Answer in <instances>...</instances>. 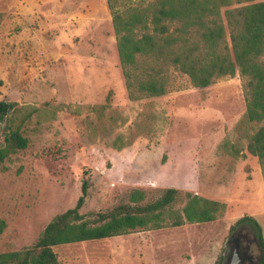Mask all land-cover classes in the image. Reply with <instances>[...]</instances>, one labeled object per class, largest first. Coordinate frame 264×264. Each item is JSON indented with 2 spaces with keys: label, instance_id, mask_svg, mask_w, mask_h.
Instances as JSON below:
<instances>
[{
  "label": "rangeland",
  "instance_id": "374dc122",
  "mask_svg": "<svg viewBox=\"0 0 264 264\" xmlns=\"http://www.w3.org/2000/svg\"><path fill=\"white\" fill-rule=\"evenodd\" d=\"M0 13V102L11 106L0 148L16 127L28 141L0 162V253L31 246L75 206L83 180L82 214L126 202L132 189L165 188L226 210L211 222L58 245L60 264H215L231 253L229 228L243 216L264 238V177L246 151L259 125H239L238 72L198 88L170 70L165 95L132 101L106 0H0Z\"/></svg>",
  "mask_w": 264,
  "mask_h": 264
},
{
  "label": "trees",
  "instance_id": "16d2710c",
  "mask_svg": "<svg viewBox=\"0 0 264 264\" xmlns=\"http://www.w3.org/2000/svg\"><path fill=\"white\" fill-rule=\"evenodd\" d=\"M128 98L165 95L170 70L186 75L194 87L217 79L242 80L245 114L240 124L259 125L246 136V151L257 157L264 177V1L258 0H106ZM224 9L223 13L222 10ZM3 14L0 13V23ZM1 85V81H0ZM0 102V116L9 111ZM28 145L19 127L11 129L0 148V162ZM88 181L74 207L56 215L36 241L20 251L0 253V264H60L58 245L102 240L137 231L206 223L226 210L225 203L191 192L165 188L154 193L128 192L127 201L106 211L82 214ZM182 203V208L177 204ZM264 264V238L259 223L243 216ZM6 228L0 219V234ZM220 256L215 264H226Z\"/></svg>",
  "mask_w": 264,
  "mask_h": 264
},
{
  "label": "flooded vegetation",
  "instance_id": "af4514ba",
  "mask_svg": "<svg viewBox=\"0 0 264 264\" xmlns=\"http://www.w3.org/2000/svg\"><path fill=\"white\" fill-rule=\"evenodd\" d=\"M244 227L245 229L247 227L249 230H246L245 234L242 235L241 231ZM235 232H239L237 238L233 237L231 241H228L231 245V253L227 256V261L231 257L234 249H236L241 256V264H256L259 257H254L250 253V246L253 244L256 245L252 230L248 226L242 225L240 229L236 228Z\"/></svg>",
  "mask_w": 264,
  "mask_h": 264
},
{
  "label": "water",
  "instance_id": "95a60500",
  "mask_svg": "<svg viewBox=\"0 0 264 264\" xmlns=\"http://www.w3.org/2000/svg\"><path fill=\"white\" fill-rule=\"evenodd\" d=\"M238 233L239 232L232 233L230 238L228 239V241H231L233 237L237 238ZM226 264H241V256H240L239 252L236 249H234L231 257L229 258V260L227 261Z\"/></svg>",
  "mask_w": 264,
  "mask_h": 264
}]
</instances>
